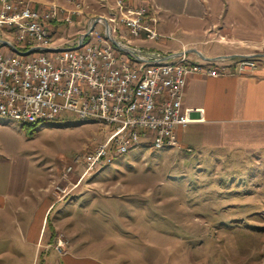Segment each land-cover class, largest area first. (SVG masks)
<instances>
[{"label":"rangeland","instance_id":"rangeland-1","mask_svg":"<svg viewBox=\"0 0 264 264\" xmlns=\"http://www.w3.org/2000/svg\"><path fill=\"white\" fill-rule=\"evenodd\" d=\"M77 1L86 2L79 24H53L58 46L85 33L91 15L107 17L102 4L113 5L110 0ZM186 1L177 3L182 10ZM148 4L157 18L172 16L171 9ZM186 26V33L174 30L177 41L198 37L194 29L199 26L181 23L178 29ZM96 27L102 30L100 24ZM116 38L128 43V37L116 33ZM174 41L133 44L148 49ZM109 130L68 112L36 124L32 131L0 116V165L21 162L34 183V175L61 174L53 197L57 203L45 217V233L56 235L58 247L66 246L73 234L72 242L79 240L80 247H102L126 264H264V151L203 148L193 136L188 145L150 149L141 144L120 155L111 153L87 171L85 155L105 141ZM24 253L23 263L28 259Z\"/></svg>","mask_w":264,"mask_h":264},{"label":"built area","instance_id":"built-area-1","mask_svg":"<svg viewBox=\"0 0 264 264\" xmlns=\"http://www.w3.org/2000/svg\"><path fill=\"white\" fill-rule=\"evenodd\" d=\"M67 2L75 3L74 11L61 10L57 4L35 7L25 0H0V35L5 37H0L4 48L0 49V113L30 121L56 119L65 112L75 117L96 115L110 130L105 141L85 155L87 171L135 142H149L150 149L161 143L176 146V130L193 121L192 110L182 105L188 76L247 74L256 69L251 57L236 64L222 59L198 64L184 53L161 66L165 56L130 45L131 40L159 39L157 17L145 1L130 5L114 0L103 17L108 30L100 21L89 30L93 18L82 40L58 46L51 34L53 24H78L86 3ZM116 29H124L128 43L116 40ZM108 35L117 50H110ZM15 48H27L28 57L15 55ZM144 60H152V68H144Z\"/></svg>","mask_w":264,"mask_h":264},{"label":"crops","instance_id":"crops-1","mask_svg":"<svg viewBox=\"0 0 264 264\" xmlns=\"http://www.w3.org/2000/svg\"><path fill=\"white\" fill-rule=\"evenodd\" d=\"M25 1L44 7L65 6L69 0ZM126 1L135 5L145 0ZM146 1L158 8L163 5L166 10L171 9V17L157 18L156 30L159 38H174L176 44L160 42L156 47L144 49L134 46L135 40H131V47L161 56L184 53L187 60L198 64L203 60L220 59L225 63L233 62L244 57L256 62V69L247 74H195L186 78L182 105L192 110L193 121L176 130V146L192 143L195 136V141L203 148L239 154L264 151V0H203V3L187 0L183 10L181 4H177L181 0ZM101 6L108 9L111 5ZM100 15L104 14L91 15L85 26ZM181 23L199 26L194 29L198 37L177 41L176 30L188 32L187 26L178 29ZM0 166V245L3 244L0 264H126L120 257H109L110 253L102 247H80L79 240L72 242L76 237L73 234H69L70 241L63 247L55 243L56 235L51 232L46 235L45 217L57 203L53 197L61 174L54 178L34 175V183L21 162ZM39 181L42 183H37ZM66 220L71 221V218ZM56 222L54 231L58 228ZM16 242L18 247H15ZM24 252L28 255L25 263L22 261L26 258Z\"/></svg>","mask_w":264,"mask_h":264},{"label":"bare ground","instance_id":"bare-ground-1","mask_svg":"<svg viewBox=\"0 0 264 264\" xmlns=\"http://www.w3.org/2000/svg\"><path fill=\"white\" fill-rule=\"evenodd\" d=\"M70 6L63 7L61 6V10L64 11H74L75 10V3H69ZM116 33L120 36H125L128 37V34L124 32V29H116ZM117 40V38H116ZM110 50H117V43L113 44L110 43ZM15 55L20 56V57H28V49L27 48H15ZM170 65V58L168 59H161V66H168ZM144 68H152V60H144ZM0 116L2 117H7L21 125H32V124H38V123H45L47 121H53L55 119H48V120H38V121H30V120H24L21 118H16L15 115H11L8 113H0ZM79 118H87V119H93L96 120L99 123V117H96V115H81ZM141 144H149V142H135L134 144H130V146H125L123 147V153H126L130 147H136ZM167 146H175V143H161V145H154L151 148L154 149H161ZM153 149V150H154ZM112 155V154H111ZM114 155H119V154H114Z\"/></svg>","mask_w":264,"mask_h":264},{"label":"water","instance_id":"water-1","mask_svg":"<svg viewBox=\"0 0 264 264\" xmlns=\"http://www.w3.org/2000/svg\"><path fill=\"white\" fill-rule=\"evenodd\" d=\"M98 21L102 22L103 25L105 26V28L108 30V24H107V22H106V19L103 18V17H100V16L94 18V20H93V22H92V24H91L89 30H92V28L96 25V23H97ZM87 32H88V31H86L85 33L81 34V35L79 36V39L82 40V39L87 35ZM108 34H109V32H108ZM108 37H109V40H110L113 44H115L114 39H113L110 35H108ZM192 52H195V51L192 50ZM176 56H178V55H169V56H165L164 59L174 58V57H176Z\"/></svg>","mask_w":264,"mask_h":264},{"label":"trees","instance_id":"trees-1","mask_svg":"<svg viewBox=\"0 0 264 264\" xmlns=\"http://www.w3.org/2000/svg\"><path fill=\"white\" fill-rule=\"evenodd\" d=\"M36 124H32V125H21V128H27L28 131H32V128H34Z\"/></svg>","mask_w":264,"mask_h":264}]
</instances>
